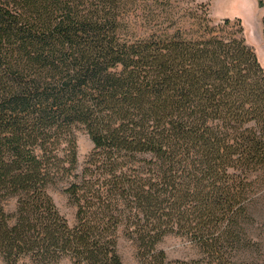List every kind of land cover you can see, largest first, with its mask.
<instances>
[{
  "label": "trees",
  "instance_id": "obj_1",
  "mask_svg": "<svg viewBox=\"0 0 264 264\" xmlns=\"http://www.w3.org/2000/svg\"><path fill=\"white\" fill-rule=\"evenodd\" d=\"M261 4V3H260ZM0 0V255L5 264H255L264 68L209 3ZM94 148L79 170L77 131ZM65 183L75 224L49 190ZM15 201V208L8 209ZM185 239L193 259L159 248Z\"/></svg>",
  "mask_w": 264,
  "mask_h": 264
},
{
  "label": "rangeland",
  "instance_id": "obj_2",
  "mask_svg": "<svg viewBox=\"0 0 264 264\" xmlns=\"http://www.w3.org/2000/svg\"><path fill=\"white\" fill-rule=\"evenodd\" d=\"M174 1V0H173ZM138 7H133L128 15L130 37L146 36L148 29L144 26L140 17L144 7L143 0H138ZM195 3H209L210 17L214 24L223 23L226 18L233 22L241 19L244 26V35L249 45H251L264 68V0H175V4L188 8ZM261 3V4H260ZM79 170L84 166L87 156L94 148V144L88 133L80 129L77 131ZM66 184L59 183L49 190L60 212L68 219L70 224H75L76 207L70 203L68 195L65 193ZM258 201L254 208L255 221L251 226V234L256 240L263 241V254L257 258L255 264H264V189L257 191ZM15 208V201L8 205L9 210ZM120 252L125 264H139L136 257V250L133 242L124 236L120 239ZM171 259H193L197 257L196 250L183 238L177 236L167 237L160 245ZM0 264H5L0 255ZM61 264H73L69 259Z\"/></svg>",
  "mask_w": 264,
  "mask_h": 264
}]
</instances>
